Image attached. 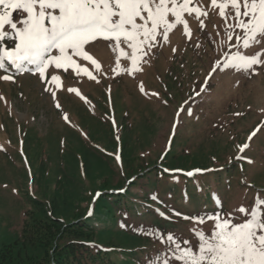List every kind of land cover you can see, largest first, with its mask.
Instances as JSON below:
<instances>
[{"label": "rangeland", "instance_id": "1", "mask_svg": "<svg viewBox=\"0 0 264 264\" xmlns=\"http://www.w3.org/2000/svg\"><path fill=\"white\" fill-rule=\"evenodd\" d=\"M194 4L208 13L200 17L204 29L185 13L189 29L178 25L168 41L157 36L147 56L137 53L138 70L123 55L117 62L105 41L85 46L99 68L74 57L79 74L50 67L41 77L34 65L0 69V77H13L0 79V250L21 238L28 212L66 223L92 217L97 194L125 190L156 165L171 168L173 156L187 168L239 160L247 182L264 187V65L224 67V54L237 51L230 47L236 37L228 39L210 0ZM229 207L217 214L233 212L239 222L238 207ZM193 227L211 235L214 222L178 231L196 246Z\"/></svg>", "mask_w": 264, "mask_h": 264}, {"label": "snow or ice", "instance_id": "2", "mask_svg": "<svg viewBox=\"0 0 264 264\" xmlns=\"http://www.w3.org/2000/svg\"><path fill=\"white\" fill-rule=\"evenodd\" d=\"M190 4L193 6L189 7ZM210 5L219 9L228 39L236 37V43L230 47L237 51L224 54L228 59L223 66L247 71L254 70V65H264V0H221L219 3L210 0ZM185 13L204 29L200 17H207L208 13L196 7L194 0H0V69L14 66L19 70L34 65L41 77H45L50 67L53 71L74 68L79 74L81 65L74 57L91 61L97 68L100 66L85 50L86 45L95 41L107 42L111 51L117 53V62L123 55L131 61L132 69H136L137 53H141V58L147 56L157 45V36L168 41L169 32L178 25L189 29ZM7 42L12 46H6ZM253 46H258V50L246 55L243 49ZM83 70L87 72L86 68ZM0 79L13 77L4 75ZM59 79L51 76L52 81ZM239 147L243 151L249 145ZM262 206L264 198L258 205L254 201L247 208H236L234 212L242 214L239 222H234L233 212L225 216L194 217L176 212V216L201 224L205 219L212 220L214 228L211 235L191 228L198 237L196 246L188 240L179 241L173 233L167 234L169 247L163 264H264Z\"/></svg>", "mask_w": 264, "mask_h": 264}, {"label": "trees", "instance_id": "3", "mask_svg": "<svg viewBox=\"0 0 264 264\" xmlns=\"http://www.w3.org/2000/svg\"><path fill=\"white\" fill-rule=\"evenodd\" d=\"M177 158L171 168L162 163L133 178L125 190L103 192L92 217L66 223L28 212L21 238L0 250V264H161L167 234L181 241L178 231L195 222L176 212L224 215L231 204L247 208L264 198V187L247 182L239 160L198 167L202 170L189 176L195 166L184 167Z\"/></svg>", "mask_w": 264, "mask_h": 264}]
</instances>
